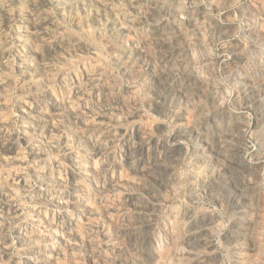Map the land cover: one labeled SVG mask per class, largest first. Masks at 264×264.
<instances>
[{"label":"rangeland","instance_id":"1","mask_svg":"<svg viewBox=\"0 0 264 264\" xmlns=\"http://www.w3.org/2000/svg\"><path fill=\"white\" fill-rule=\"evenodd\" d=\"M165 9H170V12L168 10V12H166ZM175 10L178 14L175 12ZM130 32L134 33L131 34ZM173 35L174 37H172ZM152 38H154L155 40ZM160 39L162 41H159ZM129 43H131V45ZM159 45L161 46L159 47ZM177 45L179 48L177 47ZM165 46H167V48L169 49H167ZM158 47L160 48V50ZM152 48L154 49L153 51ZM176 54L177 56H175ZM91 57H93V59ZM182 57L185 58L183 59ZM203 59H205V61ZM180 60H182L183 62ZM186 61L188 63H186ZM203 63L206 65H204ZM100 64L103 65L101 66ZM142 64H144V66ZM207 64H210V66ZM89 65L92 67H89ZM133 65H135L136 69ZM122 67H124V69ZM190 67L193 68L189 69ZM174 70L176 71L174 72ZM131 71L132 74H130ZM169 75H171V78H169ZM110 77L112 78V80ZM150 79L153 83L150 81ZM248 80L251 81L249 82ZM241 83L244 84L242 85ZM31 84H34L35 87ZM143 84L145 85L143 86ZM146 85L148 86V89ZM50 88L52 89L50 90ZM158 90L161 91L158 92ZM183 90L187 93H184ZM32 91H35L34 94ZM154 91L158 93L156 94V96ZM263 92L264 0H0V234H3L5 232L3 234L4 236L2 234L0 235V246L6 247L12 253V256L14 258L13 264H120V261L121 264H156L157 262H159V260L160 262L157 264H168V261L171 264H176L177 262L178 264H187V262L189 261L190 264H264ZM107 93L110 94L107 95ZM147 95H149V97ZM54 96L57 97V99ZM113 99L115 100L113 101ZM122 99L125 101H123ZM172 99L173 101H175V103H173ZM255 99L258 102L254 101ZM157 101L158 103L156 105ZM210 102H212L213 105ZM248 103L250 106L248 105ZM153 104L155 105V107ZM113 105L114 107H112ZM166 106H168L169 109ZM233 106H235L236 108ZM241 106L244 108L246 107V111L244 110L241 116V133L236 134L232 127L236 123H234L233 115L236 114ZM227 108H230V111ZM154 109L155 111L153 112ZM257 109L259 111H257ZM162 110H164V113L161 112ZM136 112L139 116L136 114ZM117 114L120 117H118ZM227 116L229 117V119H227ZM139 118H141L142 120L140 119V121ZM123 122L124 124H122ZM114 123L117 126H115ZM229 126H231V128ZM111 128L113 129L111 130ZM97 129L98 131H96ZM177 130H179L180 132ZM101 135L103 136L101 137ZM136 137L138 138L136 139ZM132 139L134 140V142ZM260 140L262 142H260ZM48 141L50 142L48 143ZM145 144L148 146H146ZM115 145L116 148H114ZM117 145L120 146V149H118ZM12 146L16 147L13 148ZM160 146L163 147L161 148ZM110 148L112 149L109 150ZM158 148L159 150H157ZM122 149H124L125 151ZM160 149L161 151L163 149L164 150L161 152ZM56 152L58 153L55 154ZM104 154H106L107 156ZM14 156L15 158H13ZM162 156L165 160L162 159ZM186 156L188 158H186ZM237 156L239 159L237 158ZM58 159L59 162L57 161ZM49 160L51 161V163ZM172 165L174 166V168H172ZM151 166L153 169L151 168ZM204 166L209 169H205ZM250 167L254 169L252 170ZM49 168H51L52 170H49ZM64 168L67 172L64 171ZM233 169L234 172H232ZM214 171L215 173H213ZM9 173L10 175L8 177L7 175ZM105 173L107 175H105ZM157 175H160V177H157ZM170 175H172L173 177ZM154 177H156L157 179ZM136 178L138 182L136 181ZM245 178H247V180ZM15 179L17 180V182ZM9 180L12 181L10 182ZM173 181H175L176 183ZM251 181L253 184L251 183ZM22 182H24V184ZM109 182H112V184H110ZM142 182L144 183L142 184ZM133 183H135L134 185L136 186H134ZM236 183L238 186L236 185ZM129 184L132 186H130ZM209 184L213 188H211ZM168 185L170 186V188ZM172 185H174V189L172 188ZM225 185H228V190L223 192L222 189ZM205 186L208 190L205 188ZM150 187L152 189H150ZM180 187L183 189H181ZM53 188L54 192H56L57 194L52 192ZM118 189L119 191H117ZM125 191L128 193H126ZM173 192L175 193V195ZM220 194L222 197L220 196ZM226 194L228 196H226ZM55 195L57 197H55ZM130 195H132L133 197ZM251 195L255 197H252ZM107 197H109V199ZM187 197H189V199L191 200H189ZM216 197L220 198L219 201L218 199H216ZM146 198L148 199L146 200ZM247 198H251V202ZM113 201L114 203H112ZM173 201L174 203H172ZM136 202H138L139 204H137ZM5 204H7L6 208H3ZM109 204L112 205L110 206ZM225 204H227V206ZM39 205H41V207H38ZM146 205L148 208L146 207ZM106 206H109L110 208H107ZM176 206L178 207V209ZM120 207L122 212L119 211ZM159 207L163 208L160 209ZM236 207H238L239 209ZM44 208H46V210ZM7 209L16 212V219L14 222L8 223V221L5 220L4 216L6 215ZM126 209L128 210L129 214ZM174 209L176 210L175 212ZM39 211L43 212L39 213ZM153 211L154 213H152ZM176 212H178L179 214ZM185 212L187 215L185 214ZM239 212H241V214ZM111 213L112 215L110 216ZM124 213H127V215H125ZM172 213L174 216L172 215ZM78 214L80 217L78 216ZM119 214L121 217L119 216ZM165 214L168 216H166ZM51 215H53V217H51ZM172 216L173 219L171 218ZM207 216H210V219ZM213 216L218 219L214 218ZM162 217L166 219L164 220ZM76 218H79V221ZM128 218L130 219V221ZM188 218L190 219L187 220ZM192 219H195L193 220L194 223L193 221H191ZM68 220H70V223L68 222ZM173 220L175 222H173ZM180 220L184 222L182 223ZM162 221H166L167 224L166 222L165 224H163L164 222ZM136 222L138 224H136ZM237 222H239L240 224ZM250 222H252V224ZM29 223L31 225H29ZM130 223H133L132 225L136 226L133 227L132 225H130ZM147 223H149L150 225ZM173 223L175 224L173 225ZM216 223H218L217 230ZM23 224L26 228L23 227ZM151 224L153 225L152 228ZM45 225L47 226V228ZM92 227H94V229ZM193 227L195 229H193ZM211 227L213 230L211 229ZM235 227L237 232L234 229ZM178 228L179 230H177ZM169 229L171 230L169 231ZM174 229L177 231V233H175L176 231ZM184 229L186 230V232ZM24 230H27V234ZM123 230H126V233L123 232ZM182 230L186 233V235L185 233L183 235V233L181 232ZM172 231L175 232L173 233ZM199 231L202 233H200ZM122 233L125 234L122 235ZM204 233L206 236L203 235ZM200 234L204 237H202ZM120 235H122L123 237ZM177 235L179 238H177ZM110 236H112L113 238ZM90 237L92 242H90ZM199 237H202L204 239L201 238L200 240ZM256 237L258 238L255 239ZM68 239H70L71 241ZM179 239H182L181 242L183 243H181ZM128 240L130 241L125 242ZM138 240L140 242H138ZM202 240H204L205 243H203ZM16 241L17 243H15ZM254 241L256 242L254 243ZM41 243H43L44 245ZM173 243H175L174 246ZM196 243L198 244V246ZM208 243H211L212 247H209ZM3 244L6 245L4 246ZM93 244L95 246H92ZM177 244L178 248L176 247ZM180 244H183L182 247H180ZM242 244L244 246H242ZM170 245L173 247H171ZM35 246L37 247L35 248ZM196 246L197 248H199V250L195 248ZM132 248L136 249L132 250ZM164 248L167 251H165ZM191 248L192 251H188L191 250ZM46 249L49 252H46ZM50 249L52 250L50 251ZM116 249H118L119 251H116ZM224 250L227 252H225ZM197 251H201V254L203 256ZM203 251H205L206 253H202ZM134 252L136 253L134 254ZM183 253L187 256V258ZM191 253H193V256L191 255ZM130 254L133 255L130 256ZM160 254L161 256L163 255V257L159 256ZM172 254V257H174L172 258L173 260L171 259ZM94 255H96V258L94 257ZM190 256H192L191 258L194 259H191ZM208 257H210L209 259L212 260L209 261ZM75 258L78 260H76ZM182 258H185V262H183L184 260H182ZM23 259L24 261L21 262V260ZM186 259H188L189 261ZM153 260L158 261H154V263ZM202 260H205V263L202 262Z\"/></svg>","mask_w":264,"mask_h":264},{"label":"bare ground","instance_id":"2","mask_svg":"<svg viewBox=\"0 0 264 264\" xmlns=\"http://www.w3.org/2000/svg\"><path fill=\"white\" fill-rule=\"evenodd\" d=\"M174 1H175V0H174ZM178 2H179V1H178ZM180 2H181V1H180ZM151 3H152V2H151ZM180 4H181V3H180ZM178 5H179V4H178ZM172 6H173V5H172ZM181 7H182V6H181ZM151 8H152V7H151ZM151 8H150V9H151ZM148 9H149V8H148ZM146 10H147V9H146ZM165 10H166V9H165ZM167 10H168V9H167ZM167 10H166V12H168L170 9H169L168 11H167ZM179 10H180V7H179ZM134 11H135V10H134ZM152 11H153V9H152ZM157 11H158V10H157ZM163 12H165V11H163ZM169 12H170V11H169ZM175 12H176V10H175ZM178 12H179V11H178ZM138 13H139V12H138ZM148 13H149V11H148ZM176 13H177V12H176ZM150 14H151V13H150ZM167 14H168V13H167ZM174 14H175V13H174ZM177 14H178V13H177ZM181 14H182V13H181ZM169 15H170V14H169ZM158 16H159V15H158ZM163 16H164V14H163ZM171 17H172V16H171ZM173 17H174V16H173ZM120 18H121V17H120ZM138 18H139V17H138ZM118 19H119V18H118ZM139 19H140V18H139ZM163 19H164V18H163ZM169 19H170V18H169ZM180 19H181V18H180ZM180 19H179V20H180ZM125 20H126V19H125ZM169 21H170V20H169ZM158 22H159V21H158ZM179 22H180V21H179ZM159 23H160V22H159ZM161 23H162V22H161ZM177 23H178V22H177ZM177 23H176V24H177ZM142 24H144V23H142ZM145 24H146V23H145ZM144 26H145V25H144ZM153 26H154V25H153ZM216 26H217V25H216ZM140 27H141V26H140ZM220 27H221V26H220ZM135 28H136V26H135ZM137 29H138V28H137ZM220 30H221V29H220ZM138 31H139V30H138ZM113 32H114V31H113ZM143 32H144V31H143ZM211 32H212V31H211ZM114 33H115V32H114ZM130 33H131V32H130ZM132 33H134V32H132ZM132 33H131V34H132ZM144 34H145V33H144ZM156 34H157V33H156ZM170 34H171V33H170ZM174 34H175V33H174ZM218 34H219V33H218ZM116 35H117V34H116ZM145 35H146V34H145ZM151 35H152V34H151ZM151 35H150V36H151ZM167 36H168V34H167ZM57 37H58V36H57ZM88 37H89V36H88ZM136 37H137V36H136ZM148 37H149V36H148ZM151 37H152V36H151ZM172 37H174V35H173ZM172 37H171V38H172ZM186 37H187V36H186ZM165 38H166V37H165ZM165 38H163V39H165ZM171 38H170V40H171ZM99 39H100V38H99ZM102 39H103V38H102ZM134 39H135V38H134ZM152 39H154V38H152ZM156 39H159V38H156ZM166 39H167V38H166ZM52 40H55V39H52ZM135 40H136V39H135ZM154 40H155V39H154ZM172 40H173V39H172ZM177 40H178V39H177ZM196 40H197V39H196ZM71 41H72V40H71ZM101 41H102V40H101ZM119 41H120V40H119ZM150 41H151V40H150ZM159 41H162V40L160 39ZM182 41H183V40H182ZM216 41H217V40H216ZM51 42H52V41H51ZM122 42H123V41H122ZM127 42H130V41H127ZM127 42H126V43H127ZM166 42H167V41H166ZM178 42H179V41H178ZM186 42H187V41H186ZM133 43H134V42H133ZM152 43H153V42H152ZM154 43H155V42H154ZM160 43H161V42H160ZM170 43H171V42H170ZM47 44H48V43H47ZM111 44H112V43H111ZM120 44H121V43H120ZM129 44L131 45V43H129ZM157 44H158V43H157ZM179 44H180V43H179ZM179 44H178V45H179ZM106 45H107V44H106ZM109 45H110V44H109ZM117 45H118V43H117ZM135 45H136V44H135ZM140 45H141V44H140ZM170 45H171V44H170ZM178 45H177V47H178ZM146 46H147V45H146ZM160 46H161V45H159V47H160ZM168 46H169V45H168ZM172 46H173V45H172ZM172 46H171V47H172ZM149 47H150V46H149ZM159 47H158V48H159ZM165 47L167 48V46H165ZM165 47H164V48H165ZM123 48H124V47H123ZM178 48H179V47H178ZM178 48H177V49H178ZM183 48H184V46H183ZM189 48H190V47H189ZM10 49H11V48H10ZM150 49H151V48H150ZM162 49H163V48H162ZM167 49H169V48H167ZM172 49H173V48H172ZM177 49H176V50H177ZM115 50H116V49H115ZM118 50H119V49H118ZM153 50H154V49L152 48V51H153ZM156 50H157V48H156ZM159 50H160V48H159ZM164 50H165V49H164ZM189 50H190V49H189ZM230 50H231V49H230ZM148 51H150V50H148ZM161 51H162V50H161ZM171 51H172V50H171ZM183 51H184V50H183ZM185 51H186V50H185ZM118 52H119V51H118ZM141 52H142V51H141ZM145 52H146V51H145ZM169 52H170V51H169ZM132 53H133V52H132ZM161 53H162V52H161ZM166 53H167V52H166ZM173 53H174V52H173ZM185 53H186V52H185ZM97 54H98V53H97ZM143 54H144V53H143ZM143 54H142V55H143ZM163 54H164V53H163ZM180 54H181V53H180ZM117 55H118V53H117ZM151 55H152V54H151ZM121 56H122V55H121ZM149 56H150V55H149ZM153 56H154V55H153ZM166 56H167V54H166ZM175 56H177V54H176ZM185 56H187V55H185ZM127 57H128V55H127ZM145 57H146V56H145ZM171 57H172V56H171ZM259 57H260V56H259ZM91 58L93 59V57H91ZM123 58H125V57H123ZM146 58H147V57H146ZM146 58H145V59H146ZM159 58H161V57H159ZM182 58H183V57H182ZM184 58H185V57H184ZM184 58H183V59H184ZM189 58H190V57H189ZM189 58H188V59H189ZM200 58H201V57H200ZM121 59H122V57H121ZM130 59H131V58H130ZM164 59H166V58H164ZM168 59H169V58H168ZM179 59H181V58H179ZM190 59H191V58H190ZM194 59H195V58H194ZM201 59H202V58H201ZM209 59H210V58H209ZM128 60H129V59H128ZM175 60H176V59H175ZM203 60L205 61V59H203ZM203 60H202V61H203ZM99 61H100V60H99ZM131 61H132V60H131ZM131 61H130V62H131ZM154 61H155V60H154ZM158 61H159V60H158ZM163 61H164V60H163ZM166 61H167V60H166ZM169 61H170V60H169ZM171 61H172V60H171ZM180 61H182V60H180ZM96 62H97V61H96ZM127 62H128V61H127ZM178 62H179V61H178ZM182 62H183V61H182ZM29 63H30V62H29ZM135 63H136V62H135ZM186 63H188V62L186 61ZM206 63H207V62H206ZM209 63H210V62H209ZM153 64H156V63H153ZM161 64H162V63H161ZM169 64H170V63H169ZM175 64H176V63H175ZM190 64H191V63H190ZM200 64H201V63H200ZM203 64H204V63H203ZM211 64H213V63H211ZM90 65H91V64H90ZM90 65H89V67H92V66H90ZM100 65H101V64H100ZM102 65H103V64H102ZM102 65H101V66H102ZM126 65H128V64H126ZM142 65L144 66V64H142ZM157 65H158V64H157ZM159 65H160V64H159ZM162 65H163V64H162ZM197 65H198V64H197ZM204 65H206V64H204ZM207 65L210 66V64H207ZM133 66H134V68H135V65H133ZM167 66H169V65H167ZM171 66H172V65H171ZM174 66H175V65H174ZM200 66H201V65H200ZM99 67H100V66H99ZM162 67H163V66H162ZM162 67H161V68H162ZM175 67H176V66H175ZM175 67H174V68H175ZM183 67H184V66H183ZM203 67H204V66H203ZM203 67H202V68H203ZM67 68H68V67H67ZM101 68H102V67H101ZM122 68L124 69V67H122ZM130 68H131V67H130ZM137 68H139V67H137ZM169 68H170V67H169ZM192 68H193V67H192ZM192 68L190 67L189 69H192ZM199 68H200V67H199ZM204 68H205V67H204ZM204 68H203V69H204ZM208 68H209V67H208ZM70 69H71V68H70ZM103 69H104V68H103ZM135 69H136V68H135ZM140 69H141V68H140ZM166 69H167V68H166ZM166 69H165V70H166ZM177 69H178V68H177ZM203 69H202V70H203ZM128 70H131V69H128ZM133 70H134V69H133ZM147 70H148V69H147ZM172 70H173V69H172ZM183 70H184V69H183ZM104 71H105V70H104ZM142 71H143V70H142ZM142 71H141V72H142ZM163 71H164V70H163ZM175 71H176V70H174V72H175ZM193 71H194V69H193ZM197 71H198V70H197ZM84 72H85V71H84ZM100 72H101V71H100ZM100 72H98V73H100ZM102 72H103V71H102ZM144 72H145V71H144ZM156 72H157V71H156ZM168 72H169V71H168ZM170 72H171V71H170ZM103 73H104V72H103ZM128 73H129V72H128ZM138 73H139V72H138ZM146 73H147V72H146ZM183 73H184V72H183ZM188 73H189V72H188ZM198 73H199V72H198ZM35 74H36V73H35ZM94 74H95V73H94ZM101 74H102V73H101ZM130 74H132V71H131ZM154 74H155V73H154ZM157 74H158V73H157ZM163 74H164V73H163ZM166 74H167V72H166ZM166 74H165V76H166ZM199 74H200V73H199ZM49 75H50V74H49ZM58 75H59V74H58ZM105 75H106V74H105ZM137 75H138V74H137ZM149 75H150V74H149ZM176 75H177V74H176ZM34 76H35V75H34ZM64 76H66V75H64ZM86 76H87V75H86ZM98 76H99V75H98ZM155 76H156V75H155ZM158 76H159V75H158ZM169 76H170L169 78H171V75H169ZM182 76H183V75H182ZM182 76H181V77H182ZM193 76H194V75H193ZM96 77H97V76H96ZM99 77H100V76H99ZM99 77H98V78H99ZM102 77H103V76H102ZM102 77H101V78H102ZM105 77H107V76H105ZM138 77H139V76H138ZM31 78H32V77H31ZM110 78H111V77H110ZM160 78H161V77H160ZM182 78H183V77H182ZM240 78H241V77H240ZM42 79H43V78H42ZM140 79H141V78H140ZM151 79H153V78H151ZM151 79H150V81H151ZM154 79H155V78H154ZM172 79H174V78H172ZM179 79H180V78H179ZM241 79H242V78H241ZM27 80H28V79H27ZM38 80H39V79H38ZM89 80H90V79H89ZM93 80H94V79H93ZM96 80H98V79H96ZM103 80H104V79H103ZM105 80H106V79H105ZM111 80H112V78H111ZM158 80H159V79H158ZM161 80H162V79H161ZM187 80H188V78H187ZM189 80H190V79H189ZM3 81H4V80H3ZM144 81H145V80H144ZM146 81H147V80H146ZM150 81H149V82H150ZM166 81H167V80H166ZM205 81H206V80H205ZM248 81L250 82L251 80H248ZM37 82H38V81H37ZM37 82H36V83H37ZM104 82H106V81H104ZM140 82H141V80H140ZM151 82H152V81H151ZM164 82H165V81H164ZM192 82H193V81H192ZM240 82H241V81H240ZM3 83H4V82H3ZM26 83H27V82H26ZM89 83H90V82H89ZM99 83H100V82H99ZM113 83H114V82H113ZM142 83H143V82H142ZM146 83H147V82H146ZM152 83H153V82H152ZM194 83H195V82H194ZM116 84H117V83H116ZM154 84H155V83H154ZM167 84H168V83H167ZM175 84H176V83H175ZM241 84H242V83H241ZM243 84H244V83H243ZM243 84H242V85H243ZM246 84H247V83H246ZM255 84H256V83H255ZM31 85H32V84H31ZM94 85H95V83H94ZM106 85H107V83H106ZM132 85H133V84H132ZM144 85H145V84H143V86H144ZM148 85H149V84H148ZM26 86H27V85H26ZM32 86L35 87L34 84H33ZM86 86H87V85H86ZM88 86H89V85H88ZM146 86H147V85H146ZM171 86H173V85H171ZM203 86H204V85H203ZM245 86H246V85H245ZM92 87H93V86H92ZM106 87H107V86H106ZM109 87H110V86H109ZM150 87H153V86H150ZM155 87H156V86H155ZM199 87H201V86H199ZM242 87H243V86H242ZM242 87H241V88H242ZM26 88H28V87H26ZM31 88H32V87H31ZM81 88H82V87H81ZM144 88H145V87H144ZM144 88H143V89H144ZM248 88H250V87H248ZM252 88H253V87H252ZM51 89H52V88H50V90H51ZM76 89H77V88H76ZM109 89H110V88H109ZM145 89H146V88H145ZM147 89H148V86H147ZM161 89H162V88H161ZM199 89H201V88H199ZM256 89H257V88H256ZM110 90H111V89H110ZM110 90H109V91H110ZM113 90H114V89H113ZM119 90H120V89H119ZM119 90H118V91H119ZM150 90H151V89H150ZM184 90H185V89H184ZM184 90H183V91H184ZM38 91H39V90H38ZM72 91H73V90H72ZM90 91H91V90H90ZM90 91H89V92H90ZM92 91H93V90H92ZM124 91H125V90H124ZM160 91H161V90H160ZM160 91L158 90V92H160ZM165 91H166V90H165ZM172 91H173V90H172ZM176 91H177V90H176ZM193 91H194V90H193ZM195 91H196V90H195ZM252 91H254V90H252ZM32 92H33V91H32ZM34 92H35V91H34ZM34 92H33V94H34ZM36 92H37V91H36ZM112 92H113V91H112ZM125 92H126V91H125ZM154 92H155V91H154ZM205 92H206V91H205ZM244 92H245V91H244ZM259 92H260V91H259ZM122 93H123V92H122ZM184 93H187V92L184 91ZM260 93H261V92H260ZM263 93H264V92H263ZM4 94H5V93H4ZM98 94H99V93H98ZM109 94H110V93H109ZM109 94L107 93V95H109ZM111 94H112V93H111ZM156 94H158V93L155 92V96H156ZM162 94H163V93H162ZM180 94H181V93H180ZM202 94H203V93H202ZM248 94H249V93H248ZM26 95H27V94H26ZM28 95H29V94H28ZM71 95H72V94H71ZM79 95H80V94H79ZM92 95H93V94H92ZM96 95H97V94H96ZM113 95H114V94H113ZM120 95H121V94H120ZM152 95H153V94H152ZM163 95H164V94H163ZM171 95H172V94H171ZM171 95H170V96H171ZM175 95H176V94H175ZM253 95H254V94H253ZM23 96H24V95H23ZM116 96H117V95H116ZM147 96L149 97V95H147ZM182 96H183V94H182ZM241 96H242V95H241ZM31 97H32V96H31ZM54 97H55V96H54ZM164 97H166V96H164ZM167 97H168V96H167ZM239 97H240V96H239ZM239 97H238V98H239ZM243 97H244V96H243ZM249 97H250V96H249ZM252 97H253V96H252ZM260 97H262V96H260ZM46 98H47V97H46ZM55 98L57 99V97H55ZM62 98H63V97H62ZM169 98H170V97H169ZM178 98H179V97H178ZM184 98H185V97H184ZM244 98H245V97H244ZM258 98H259V97H258ZM56 99H55V100H56ZM99 99H100V98H99ZM117 99H118V98H117ZM162 99H163V97H162ZM167 99H168V98H167ZM186 99H188V98H186ZM186 99H185V100H186ZM241 99H242V97H241ZM252 99H253V98H252ZM20 100H21V99H20ZM36 100H37V99H36ZM63 100H64V99H63ZM67 100H68V99H67ZM102 100H103V99H102ZM114 100H115V99H113V101H114ZM122 100H123V99H122ZM122 100H121V103H122ZM125 100H126V98H125ZM125 100H123V101H125ZM127 100H128V99H127ZM131 100H132V99H131ZM156 100H157V99H156ZM212 100H213V99H212ZM83 101H84V100H83ZM105 101H106V100H105ZM108 101H109V100H108ZM153 101H154V100H153ZM161 101H162V100H161ZM165 101H166V100H165ZM172 101H173V99H172ZM172 101H171V102H172ZM176 101H178V100H176ZM239 101H240V100H239ZM254 101H256V99H255ZM59 102H60V101H59ZM78 102H79V101H78ZM109 102H110V101H109ZM117 102H118V101H117ZM188 102H189V101H188ZM215 102H216V101H215ZM251 102H252V101H251ZM256 102H258V101H256ZM79 103H80V102H79ZM105 103H106V102H105ZM110 103H111V102H110ZM112 103H113V102H112ZM121 103H120V104H121ZM146 103H148V102H146ZM157 103H158V101L156 102V105H157ZM173 103H175V101H173ZM193 103H194V102H193ZM210 103L212 104V102H210ZM221 103H222V102H221ZM237 103H238V102H237ZM75 104H76V103H75ZM107 104H109V103H107ZM127 104H128V103H127ZM154 104H155V103H154ZM154 104H153V105H154ZM170 104H171V103H170ZM177 104H178V103H177ZM194 104H195V103H194ZM52 105H53V104H52ZM79 105H80V104H79ZM122 105H123V104H122ZM124 105H125V104H124ZM134 105H135V104H134ZM191 105H192V104H191ZM212 105H213V104H212ZM214 105H215V104H214ZM218 105H219V104H218ZM243 105H244V104H243ZM248 105H249V103H248ZM53 106H54V105H53ZM107 106H108V105H107ZM170 106H171V105H170ZM174 106H175V105H174ZM249 106H250V105H249ZM249 106H248V107H249ZM255 106H256V105H255ZM259 106H260V105H259ZM263 106H264V105H263ZM112 107H114V105H113ZM125 107H127V106H125ZM149 107H150V106H149ZM151 107H152V106H151ZM154 107H155V105H154ZM159 107H161V106H159ZM159 107H156V108H159ZM166 107H168V106H166ZM222 107H224V106H222ZM233 107H235V106H233ZM238 107H239V106H238ZM238 107H237V109H238ZM128 108H129V107H128ZM131 108H132V107H131ZM235 108H236V107H235ZM245 108H246V107H245ZM245 108L241 106V107L238 109V111L236 112V114L233 115V117H234V123H235V122H236V123H235V125L233 124L234 126H232V127H233V130H234V132H235L236 134H238V133L240 134V133H241V131H240V130L242 129L241 116H242V113H243V111L245 110ZM251 108H252V106H251ZM168 109H169V107H168ZM176 109H177V108H176ZM192 109H193V108H192ZM195 109H198V108H195ZM225 109H226V107H225ZM227 109H228V108H227ZM229 109H230V108H229ZM229 109H228V110H229ZM112 110H113V109H112ZM131 110H132V109H131ZM151 110H152V109H151ZM156 110H157V109H156ZM248 110H250V109H248ZM8 111H9V110H8ZM137 111H138V110H137ZM154 111H155V109L153 110V112H154ZM157 111H158V110H157ZM159 111H160V110H159ZM163 111H164V110H162L161 112H163ZM201 111H202V110H201ZM225 111H226V110H225ZM229 111H230V110H229ZM232 111H233V110H232ZM245 111H246V110H245ZM257 111H259V110L257 109ZM257 111H256V112H257ZM262 111H263V110H262ZM113 112H114V111H113ZM133 112H134V110H133ZM213 112H214V111H213ZM254 112H255V111H254ZM260 112H261V108H260ZM1 113H2V112H1ZM131 113H132V111H131ZM163 113H164V112H163ZM166 113H167V112H166ZM193 113H194V112H193ZM219 113H220V112H219ZM219 113H218V114H219ZM247 113H248V111H247ZM9 114H10V113H9ZM9 114H8V115H9ZM127 114H128V113H127ZM136 114H137V112H136ZM170 114H171V112H170ZM180 114H181V113H180ZM180 114H179V115H180ZM200 114H201V113H200ZM221 114H222V113H221ZM223 114H224V113H223ZM35 115H36V114H35ZM101 115H102V114H101ZM134 115H135V114H134ZM137 115H138V114H137ZM137 115H136V116H137ZM212 115H214V114H212ZM226 115H227V113H226ZM244 115H245V114H244ZM244 115H243V116H244ZM260 115H262V114H260ZM74 116H75V115H74ZM112 116H113V115H112ZM115 116H116V114H115ZM117 116H118V114H117ZM138 116H139V115H138ZM140 116H141V115H140ZM219 116H220V115H219ZM257 116H258V115H257ZM33 117H34V116H33ZM51 117H52V116H51ZM118 117H120V116H118ZM124 117H125V116H124ZM147 117H148V116H147ZM224 117H225V116H224ZM227 117H228V116H227ZM42 118H43V117H42ZM45 118H46V117H45ZM80 118H81V117H80ZM109 118H110V117H109ZM114 118H115V117H114ZM116 118H117V117H116ZM130 118H131V117H130ZM216 118H217V117H216ZM220 118H221V117H220ZM255 118H256V117H255ZM39 119H40V118H39ZM127 119H128V118H127ZM135 119H137V118H135ZM140 119H141V118H139V120H140ZM145 119H146V117H145ZM212 119H213V118H212ZM227 119H229V117H228ZM42 120H43V119H42ZM80 120H81V119H80ZM96 120H97V118H96ZM107 120H108V119H107ZM124 120H125V119H124ZM132 120H133V119H132ZM141 120H142V119H141ZM141 120H140V121H141ZM218 120H219V119H218ZM223 120H224V119H223ZM259 120H260V119H259ZM4 121H5V120H4ZM6 121H7V120H6ZM110 121H111V120H110ZM118 121H119V120H118ZM152 121H153V120H152ZM186 121H187V120H186ZM215 121H216V120H215ZM220 121H222V120H220ZM243 121H245V120H243ZM1 122H2V121H1ZM52 122H53V121H52ZM116 122H117V121H116ZM124 122H125V121H124ZM124 122H123L122 124H124ZM128 122H129V121H128ZM134 122H135V121H134ZM136 122H137V121H136ZM154 122H155V121H154ZM161 122H162V121H161ZM231 122H232V121H231ZM254 122H255V121H254ZM4 123H5V122H4ZM137 123H138V122H137ZM200 123H201V122H200ZM228 123H229V122H228ZM228 123H227V124H228ZM256 123H257V121H256ZM94 124H95V123H94ZM97 124H98V123H97ZM160 124H162V123H160ZM165 124H166V123H165ZM204 124H205V123H204ZM211 124H212V123H211ZM217 124H218V123H217ZM229 124H230V123H229ZM31 125H32V124H31ZM46 125H47V124H46ZM102 125H103V124H102ZM108 125H109V124H108ZM114 125L117 126L115 123H114ZM148 125H149V124H148ZM199 125H201V124H199ZM214 125H216V124H214ZM221 125H222V124H221ZM248 125H249V124H248ZM129 126H131V125H129ZM140 126H141V125H140ZM142 126H143V125H142ZM158 126H159V125H158ZM197 126H198V125H197ZM217 126H218V125H217ZM219 126H220V125H219ZM254 126H255V125H254ZM126 127H127V126H126ZM144 127H145V126H144ZM151 127H152V125H151ZM154 127H155V126H154ZM162 127H163V126H162ZM176 127H177V126H176ZM203 127H204V126H203ZM229 127L231 128V126H229ZM244 127H245V126H244ZM259 127H260V126H259ZM37 128H38V127H37ZM135 128H137V127H135ZM135 128H134V129H135ZM138 128H140V127H138ZM141 128H143V127H141ZM147 128H148V127H147ZM149 128H150V127H149ZM169 128H170V127H169ZM196 128H197V127H196ZM199 128H200V127H199ZM199 128H198V130H199ZM89 129H90V128H89ZM94 129H95V128H94ZM98 129H100V128H98ZM98 129H97L96 131H98ZM108 129H109V128H108ZM112 129H113V128H111V130H112ZM117 129H118V128H117ZM122 129H123V128H122ZM129 129H130V127H129ZM144 129H145V128H144ZM152 129H154V128H152ZM205 129H206V128H205ZM207 129H208V127H207ZM214 129H215V128H214ZM223 129H224V128H223ZM243 129H244V128H243ZM260 129H261V128H260ZM91 130H92V128H91ZM135 130H136V129H135ZM198 130H197V131H198ZM216 130H217V129H216ZM218 130H219V129H218ZM227 130H228V129H227ZM231 130H232V129H231ZM253 130H254V129H253ZM17 131H18V130H17ZM47 131H48V130H47ZM128 131H131V130H128ZM149 131H150V130H149ZM177 131H179V130H177ZM184 131H185V130H184ZM201 131H202V130H201ZM22 132H23V131H22ZM114 132H115V131H114ZM117 132H118V131H117ZM133 132H134V131H133ZM146 132H147V131H146ZM179 132H180V131H179ZM181 132H182V131H181ZM199 132H200V130H199ZM203 132H204V131H203ZM210 132H211V131H210ZM232 132H233V131H232ZM36 133H37V132H36ZM92 133H93V132H92ZM97 133H98V132H97ZM97 133H96V134H97ZM128 133H129V132H128ZM131 133H132V132H131ZM136 133H137V132H136ZM141 133H142V132H141ZM143 133H144V132H143ZM148 133H149V132H148ZM184 133H185V132H184ZM195 133H196V132H195ZM214 133H217V132H214ZM263 133H264V131H263ZM21 134H24V133H21ZM34 134H35V133H34ZM46 134H47V133H46ZM102 134H103V133H102ZM106 134H107V133H106ZM124 134H125V133H124ZM124 134H123V135H124ZM132 134H133V133H132ZM144 134H145V133H144ZM197 134H198V133H197ZM227 134H228V131H227ZM229 134H230V133H229ZM244 134H245V133H244ZM259 134H260V133H259ZM91 135H92V134H91ZM127 135H128V134H127ZM159 135H160V133H159ZM166 135H167V134H166ZM174 135H175V134H174ZM177 135H178V134H177ZM187 135H188V134H187ZM192 135H194V134H192ZM192 135H191V136H192ZM203 135H204V133H203ZM216 135H217V134H216ZM230 135H231V134H230ZM8 136H9V134H8ZM41 136H42V135H41ZM88 136H89V135H88ZM94 136H95V135H94ZM102 136H103V135H101V137H102ZM104 136H105V135H104ZM135 136H136V135H135ZM150 136H152V135H150ZM223 136H224V135H223ZM227 136H228V135H227ZM231 136H232V135H231ZM243 136H244V135H243ZM260 136H261V135H260ZM127 137H128V136H127ZM131 137H132V136H131ZM144 137H145V136H144ZM182 137H185V136H182ZM186 137H187V136H186ZM209 137H210V136H209ZM209 137H208V138H209ZM219 137H220V136H219ZM224 137H225V136H224ZM19 138H20V137H19ZM93 138H94V137H93ZM122 138H123V137H122ZM137 138H138V137H136V139H137ZM139 138H140V137H139ZM227 138H228V137H227ZM229 138H230V137H229ZM8 139H9V138H8ZM89 139H90V138H89ZM111 139H112V138H111ZM118 139H119V137H118ZM118 139H117V140H118ZM124 139H125V138H124ZM149 139H150V138H149ZM149 139H148V140H149ZM159 139H160V138H159ZM179 139H180V138H179ZM220 139H221V138H220ZM234 139H235V138H234ZM10 140H11V139H10ZM41 140H42V139H41ZM106 140H107V139H106ZM132 140H133V139H132ZM145 140H146V139H145ZM208 140H209V139H208ZM14 141H15V140H14ZM100 141H101V140H100ZM178 141H179V140H178ZM222 141H223V140H222ZM236 141H237V140H236ZM9 142H10V141H9ZM43 142H44V141H43ZM49 142H50V141H48V143H49ZM92 142H93V141H92ZM108 142H109V141H108ZM130 142H131V141H130ZM130 142H129V143H130ZM133 142H134V140H133ZM150 142H151V141H150ZM190 142H191V141H190ZM197 142H198V141H197ZM206 142H207V141H206ZM210 142H211V141H210ZM218 142H219V141H218ZM239 142H240V141H239ZM260 142H262V141L260 140ZM263 142H264V141H263ZM7 143H8V142H7ZM7 143H5V144H7ZM73 143H74V142H73ZM124 143H125V142H124ZM127 143H128V141H127ZM142 143H143V142H142ZM156 143H157V142H156ZM187 143H188V142H187ZM195 143H196V141H195ZM219 143H220V142H219ZM236 143H237V142H236ZM8 144H9V143H8ZM17 144H18V143H17ZM17 144H16V145H17ZM50 144H51V143H50ZM56 144H57V143H56ZM97 144H98V143H97ZM97 144H96V145H97ZM101 144H103V143H101ZM105 144H106V143H105ZM135 144H136V143H135ZM135 144H133V145H135ZM150 144H151V143H150ZM209 144H210V143H209ZM0 145H1V144H0ZM13 145H14V144H13ZM98 145H99V144H98ZM125 145H126V144H125ZM145 145H146V144H145ZM155 145H156V144H155ZM181 145H182V144H181ZM184 145H185V144H184ZM186 145H187V144H186ZM205 145H206V144H205ZM213 145H214V144H213ZM219 145H220V144H219ZM223 145H224V143H223ZM227 145H228V144H227ZM234 145H236V144H234ZM4 146H5V145H4ZM117 146H118V145H117ZM123 146H124V145H123ZM128 146H129V144H128ZM128 146H127V147H128ZM146 146H148V145H146ZM146 146H144V147H146ZM149 146H150V145H149ZM167 146H169V145H167ZM176 146H177V145H176ZM217 146H218V145H217ZM8 147H9V145H8ZM12 147H13V146H12ZM14 147H16V146H14ZM14 147H13V148H14ZM71 147H72V146H71ZM96 147H97V146H96ZM110 147H111V146H110ZM119 147H120V146H118V149H120ZM138 147H139V146H138ZM160 147H161V146H160ZM162 147H163V146H162ZM162 147H161V148H162ZM201 147H202V146H201ZM204 147H205V146H204ZM263 147H264V145H263ZM4 148H5V147H4ZM79 148H80V147H79ZM101 148H102V147H101ZM114 148H116V145H115ZM134 148H135V147H134ZM136 148H137V146H136ZM165 148H166V145H165ZM165 148H164V149H165ZM169 148H170V147H169ZM177 148H178V147H177ZM211 148H212V146H211ZM219 148H220V147H219ZM223 148H224V147H223ZM232 148H233V147H232ZM237 148H238V147H237ZM260 148H261V147H260ZM96 149H97V148H96ZM111 149H112V148H110L109 150H111ZM125 149H126V148H125ZM164 149H163V150H164ZM194 149H195V148H194ZM200 149H201V148H200ZM206 149H207V147H206ZM1 150H2V148H1ZM4 150H7V149H4ZM73 150H74V149H73ZM79 150H80V149H79ZM122 150H124V149H122ZM137 150H138V149H137ZM154 150H156V149H154ZM157 150H159V148H158ZM163 150H162V151H163ZM168 150H169V149H168ZM171 150H172V149H171ZM177 150H178V149H177ZM195 150H196V149H195ZM201 150H202V149H201ZM216 150H217V149H216ZM226 150H228V149H226ZM233 150H234V149H233ZM261 150H262V149H261ZM39 151H40V150H39ZM77 151H78V150H77ZM120 151H121V150H120ZM124 151H125V150H124ZM142 151H143V150H142ZM147 151H148V150H147ZM150 151H151V149H150ZM152 151H153V150H152ZM160 151H161V149H160ZM160 151H159V153H160ZM162 151H161V152H162ZM173 151H174V150H173ZM193 151H194V150H193ZM219 151H220V150H219ZM4 152H5V151H4ZM9 152H10V151H9ZM15 152H16V150H15ZM131 152H132V151H131ZM143 152H144V151H143ZM177 152H178V151H177ZM177 152H176V153H177ZM186 152H187V151H186ZM189 152H190V151H189ZM203 152H204V151H203ZM12 153H13V152H12ZM32 153H33V152H32ZM57 153H58V152H56L55 154H57ZM77 153H78V152H77ZM104 153H105V152H104ZM111 153H112V152H111ZM111 153H110V154H111ZM120 153H121V152H120ZM145 153H146V152H145ZM157 153H158V151H157ZM167 153H168V152H167ZM167 153H166V154H167ZM174 153H175V152H174ZM192 153H193V152H192ZM198 153H199V152H198ZM204 153H205V152H204ZM217 153H219V152H217ZM230 153H231V152H230ZM80 154H82V153H80ZM110 154H108V155H110ZM113 154H114V153H113ZM115 154H116V153H115ZM123 154H124V153H123ZM155 154H156V153H155ZM206 154H207V153H206ZM211 154H212V153H211ZM5 155H6V154H5ZM64 155H65V153H64ZM104 155H106V154H104ZM130 155H132V154H130ZM145 155H146V154H145ZM148 155H149V154H148ZM199 155H200V154H199ZM241 155H242V154H241ZM56 156H57V155H56ZM66 156H67V155H66ZM84 156H85V155H84ZM89 156H90V155H89ZM106 156H107V155H106ZM167 156H168V155H167ZM173 156H174V155H173ZM179 156H180V155H179ZM183 156H184V155H183ZM183 156H182V157H183ZM204 156H206V155H204ZM217 156H218V155H217ZM224 156H225V155H224ZM224 156H223V157H224ZM229 156H230V155H229ZM46 157H47V156H46ZM70 157H71V156H70ZM110 157H111V156H110ZM129 157H130V156H129ZM151 157H152V156H151ZM159 157H160V156H159ZM164 157H165V156H164ZM199 157H200V156H199ZM201 157H202V156H201ZM208 157H209V156H208ZM221 157H222V156H221ZM232 157H233V155H232ZM235 157H236V156H235ZM239 157H240V156H239ZM11 158H12V157H11ZM11 158H10V159H11ZM13 158H15V156H14ZM13 158H12V159H13ZM40 158H41V157H40ZM40 158H39V159H40ZM42 158H43V157H42ZM44 158H45V157H44ZM71 158H72V157H71ZM112 158H113V156H112ZM148 158H149V157H148ZM157 158H158V157H157ZM157 158H156V159H157ZM170 158H171V157H170ZM177 158H178V156H177ZM186 158H188V157L186 156ZM194 158H195V157H194ZM237 158H238V156H237ZM37 159H38V158H37ZM46 159H47V158H46ZM80 159H81V157H80ZM85 159H86V158H85ZM106 159H107V158H106ZM153 159H154V158H153ZM156 159H155V161H156ZM162 159H164L163 156H162ZM162 159H161V160H162ZM172 159H173V157H172ZM172 159H171V160H172ZM174 159H176V158H174ZM209 159H210V158H209ZM219 159H220V158H219ZM235 159H236V158H235ZM238 159H239V158H238ZM43 160H44V159H43ZM68 160H70V159H68ZM97 160H98V159H97ZM102 160H103V157H102ZM108 160H109V159H108ZM114 160H115V159H114ZM136 160H137V159H136ZM143 160H144V159H143ZM164 160H165V159H164ZM168 160H169V159H168ZM183 160H184V159H183ZM183 160H182V161H183ZM204 160H205V159H204ZM204 160H203V161H204ZM206 160H207V159H206ZM233 160H234V158H233ZM242 160H243V159H242ZM247 160H249V159H247ZM2 161H3V160H2ZM21 161H22V160H21ZM31 161H32V160H31ZM40 161H41V160H40ZM49 161H50V160H49ZM57 161L59 162V159H58ZM81 161H82V160H81ZM128 161H129V160H128ZM132 161H133V160H132ZM137 161H138V160H137ZM147 161H148V160H147ZM159 161H160V160H159ZM195 161H196V160H195ZM199 161H200V160H199ZM201 161H202V160H201ZM215 161H216V160H215ZM218 161H219V160H218ZM235 161H236V160H235ZM243 161H244V160H243ZM99 162H101V161H99ZM99 162H97V163H99ZM115 162H116V161H115ZM139 162H140V161H139ZM148 162H149V161H148ZM167 162H168V161H167ZM184 162H185V161H184ZM216 162H217V161H216ZM220 162H221V161H220ZM229 162H230V161H229ZM241 162H242V161H241ZM15 163H16V162H15ZM35 163H36V162H35ZM38 163H39V162H38ZM45 163H46V162H45ZM50 163H51V161H50ZM97 163H96V164H97ZM106 163H107V162H106ZM111 163H112V162H111ZM129 163H131V162H129ZM151 163H152V162H151ZM155 163H156V162H155ZM162 163H163V162H162ZM172 163H173V161H172ZM178 163H179V162H178ZM180 163H181V160H180ZM185 163H186V162H185ZM185 163H184V165H185ZM200 163H201V162H200ZM239 163H240V162H239ZM243 163H244V162H243ZM41 164H43V163H41ZM62 164H63V163H62ZM71 164H72V163H71ZM107 164H108V163H107ZM112 164H113V163H112ZM137 164H138V162H137ZM163 164H164V163H163ZM165 164H166V163H165ZM167 164H168V163H167ZM186 164H187V163H186ZM236 164H237V163H236ZM244 164H246V163H244ZM244 164H242V165H244ZM33 165H34V164H33ZM33 165H32V166H33ZM45 165H46V164H45ZM57 165H58V164H57ZM73 165H74V164H73ZM102 165H103V163H102ZM104 165H105V164H104ZM141 165H142V164H141ZM149 165H150V164H149ZM151 165H152V164H151ZM157 165H159V164H157ZM175 165H176V164H175ZM177 165H179V164H177ZM184 165H183V166H184ZM197 165H198V164H197ZM205 165H207V164H205ZM224 165H225V163H224ZM237 165H238V164H237ZM242 165H241V166H242ZM246 165H247V164H246ZM75 166H76V165H75ZM87 166H88V165H87ZM96 166H97V165H96ZM100 166H101V165H100ZM105 166H106V165H105ZM108 166H109V165H108ZM114 166H115V165H114ZM142 166H143V165H142ZM162 166H163V165H162ZM172 166H173V165H172ZM181 166H182V165H181ZM189 166H190V165H189ZM219 166H220V165H219ZM221 166H222V165H221ZM229 166H230V165H229ZM247 166H248V165H247ZM7 167H8V166H7ZM13 167H14V165H13ZM22 167H23V166H22ZM48 167H49V166H48ZM76 167H77V166H76ZM116 167H117V166H116ZM118 167H119V166H118ZM135 167H136V166H135ZM135 167H134V169H135ZM144 167H145V166H144ZM156 167H158V166H156ZM159 167H161V166H159ZM165 167H166V166H165ZM187 167H188V166H187ZM204 167H205V166H204ZM0 168H1V167H0ZM4 168H6V167H4ZM23 168H24V167H23ZM69 168H71V167H69ZM102 168H103V166H102ZM102 168H101V169H102ZM125 168H126V167H125ZM132 168H133V167H132ZM139 168H140V167H139ZM149 168H150V167H149ZM151 168H152V166H151ZM172 168H174V166H173ZM181 168H182V167H181ZM195 168H196V167H195ZM206 168H207V167H205V169H206ZM227 168H228V167H227ZM230 168H231V167H230ZM240 168H241V167H240ZM250 168H251V167H250ZM12 169H13V168H12ZM14 169H16V168H14ZM42 169H43V168H42ZM50 169H51V168H49V170H50ZM61 169H62V168H61ZM91 169H92V167H91ZM112 169H113V168H112ZM118 169H119V168H118ZM123 169H124V168H123ZM123 169H122V170H123ZM130 169H131V168H130ZM143 169H144V168H143ZM146 169H147V168H146ZM152 169H153V168H152ZM188 169H189V168H188ZM207 169H209V168H207ZM251 169H252V168H251ZM253 169H254V168H253ZM253 169H252V170H253ZM23 170H24V169H23ZM44 170H45V169H44ZM51 170H52V169H51ZM70 170H71V169H70ZM95 170H96V169H95ZM99 170H100V168H99ZM104 170H105V169H104ZM124 170H125V169H124ZM124 170H123V171H124ZM148 170H149V169H148ZM150 170H151V169H150ZM190 170H191V169H190ZM195 170H197V169H195ZM214 170H215V169H214ZM230 170H231V169H230ZM246 170H248V169H246ZM5 171H6V170H5ZM24 171H25V170H24ZM31 171H32V170H31ZM64 171H66L65 168H64ZM102 171H103V170H102ZM102 171H101V172H102ZM105 171H106V170H105ZM112 171H114V170H112ZM129 171H130V170H129ZM134 171H136V170H134ZM134 171H133V172H134ZM145 171H146V170H145ZM167 171H168V170H167ZM174 171H175V170H174ZM177 171H178V170H177ZM225 171H226V170H225ZM239 171H240V170H239ZM241 171H242V170H241ZM3 172H4V171H3ZM16 172H17V171H16ZM21 172H22V171H21ZM47 172H48V171H47ZM66 172H67V171H66ZM71 172H72V171H71ZM85 172H86V170H85ZM88 172H89V171H88ZM115 172H116V170H115ZM139 172H140V171H139ZM151 172H152V171H151ZM162 172H163V171H162ZM170 172H171V171H170ZM175 172H176V171H175ZM178 172H179V171H178ZM181 172H182V170H181ZM188 172H189V171H188ZM188 172H187V173H188ZM205 172H206V171H205ZM211 172H212V171H211ZM227 172H228V171H227ZM232 172H234V169H233ZM243 172H244V169H243ZM245 172H246V171H245ZM250 172H251V171H250ZM13 173H14V171H13ZM23 173H24V172H23ZM35 173H36V172H35ZM52 173H53V172H52ZM99 173H100V172H99ZM149 173H150V172H149ZM167 173H168V172H167ZM173 173H174V172H173ZM179 173H180V172H179ZM199 173H200V172H199ZM202 173H203V172H202ZM213 173H215V171H214ZM216 173H217V172H216ZM240 173H241V172H240ZM1 174H2V173H1ZM11 174H12V173H11ZM16 174H17V173H16ZM43 174H44V173H43ZM53 174H54V173H53ZM63 174H64V173H63ZM71 174H73V173H71ZM84 174H85V173H84ZM86 174H87V173H86ZM122 174H123V173H122ZM130 174H131V173H130ZM141 174H142V173H141ZM163 174H164V173H163ZM174 174H175V173H174ZM182 174H183V172H182ZM188 174H189V173H188ZM246 174H247V173H246ZM250 174H251V173H250ZM252 174H253V173H252ZM257 174H258V173H257ZM9 175H10V173H9L7 176L9 177ZM12 175H13V174H12ZM25 175H26V174H25ZM79 175H80V174H79ZM89 175H90V174H89ZM105 175H107V174L105 173ZM139 175H140V174H139ZM178 175H179V174H178ZM213 175H214V174H213ZM223 175H224V174H223ZM234 175H235V174H234ZM238 175H239V174H238ZM17 176H18V175H17ZM19 176H20V175H19ZM22 176H24V175H22ZM26 176H27V175H26ZM41 176H42V175H41ZM45 176H47V175H45ZM52 176H53V175H52ZM71 176H72V175H71ZM81 176H82V175H81ZM101 176H102V175H101ZM108 176H109V175H108ZM116 176H117V175H116ZM120 176H121V175H120ZM127 176H128V175H127ZM137 176H138V175H137ZM151 176H152V175H151ZM154 176H155V175H154ZM158 176L160 177V175H157V177H158ZM170 176H172V175H170ZM183 176H184V175H183ZM186 176H187V175H186ZM186 176H185V177H186ZM247 176H248V175H247ZM256 176H257V175H256ZM0 177H1V176H0ZM14 177H15V176H14ZM55 177H56V174H55ZM79 177H80V176H79ZM92 177H93V176H92ZM105 177H106V176H105ZM130 177H131V175H130ZM132 177H133V176H132ZM172 177H173V176H172ZM178 177H179V176H178ZM188 177H189V176H188ZM191 177H192V176H191ZM200 177H201V175H200ZM228 177H229V176H228ZM236 177H237V176H236ZM42 178H43V177H42ZM66 178H67V177H66ZM73 178H74V177H73ZM73 178H72V179H73ZM87 178H88V177H87ZM125 178H126V177H125ZM143 178H144V177H143ZM149 178H150V177H149ZM154 178H156V177H154ZM163 178H164V177H163ZM168 178H169V177H168ZM174 178H175V176H174ZM182 178H183V177H182ZM233 178H234V177H233ZM241 178H242V176H241ZM8 179H9V178H8ZM13 179H14V178H13ZM17 179H18V178H17ZM19 179H20V178H19ZM39 179H40V178H39ZM63 179H64V178H63ZM98 179H99V178H98ZM102 179H103V178H102ZM128 179H129V177H128ZM130 179H131V178H130ZM138 179H139V178H138ZM151 179H152V178H151ZM156 179H157V178H156ZM165 179H166V178H165ZM172 179H173V178H172ZM176 179H177V178H176ZM184 179H185V178H184ZM200 179H201V178H200ZM213 179H214V178H213ZM225 179H226V178H225ZM239 179H240V178H239ZM245 179L247 180V178H245ZM15 180H16V179H15ZM44 180H45V179H44ZM51 180H52V179H51ZM114 180H115V179H114ZM114 180H113V181H114ZM140 180H141V178H140ZM143 180H144V179H143ZM143 180H142V181H143ZM161 180H162V179H161ZM179 180H180V179H179ZM215 180H216V179H215ZM232 180H233V179H232ZM235 180H236V179H235ZM241 180H242V179H241ZM9 181H10V180H9ZM11 181H12V180H11ZM11 181H10V182H11ZM45 181H46V180H45ZM47 181H48V180H47ZM66 181H67V180H66ZM71 181H72V180H71ZM133 181H135V180H133ZM136 181H137V178H136ZM146 181H147V180H146ZM146 181H145V182H146ZM157 181H158V180H157ZM177 181H178V180H177ZM204 181H205V180H204ZM238 181H239V180H238ZM238 181H237V182H238ZM242 181H243V180H242ZM249 181H250V180H249ZM6 182H7V181H6ZM16 182H17V180H16ZM26 182H27V181H26ZM40 182H41V181H40ZM51 182H52V181H51ZM114 182H115V181H114ZM114 182H113V183H114ZM137 182H138V181H137ZM147 182H148V181H147ZM149 182H150V181H149ZM165 182H166V181H165ZM171 182H172V181H171ZM173 182H175V181H173ZM179 182H180V181H179ZM183 182H184V181H183ZM200 182H201V181H200ZM212 182H213V181H212ZM223 182H224V181H223ZM225 182H226V181H225ZM7 183H8V182H7ZM14 183H15V182H14ZM20 183H21V182H20ZM22 183L24 184V182H22ZM70 183H71V182H70ZM72 183H73V182H72ZM82 183H83V182H82ZM109 183H110V182H109ZM143 183H144V182H142V184H143ZM175 183H176V182H175ZM215 183H216V182H215ZM219 183H220V182H219ZM239 183H240V182H239ZM245 183H246V182H245ZM245 183H244V184H245ZM251 183H252V181H251ZM88 184H89V183H88ZM88 184H87V185H88ZM93 184H94V183H93ZM103 184H104V183H103ZM107 184H108V183H107ZM110 184H112V182H111ZM118 184H120V183H118ZM134 184H135V183H133V185H134ZM140 184H141V183H140ZM146 184H148V183H146ZM179 184H180V183H179ZM201 184H202V183H201ZM212 184H213V183H212ZM252 184H253V183H252ZM254 184H255V183H254ZM42 185H43V184H42ZM44 185H45V184H44ZM55 185H56V184H55ZM98 185H100V184H98ZM129 185H130V184H129ZM144 185H145V184H144ZM151 185H152V183H151ZM160 185H161V184H160ZM183 185H184V184H183ZM207 185H208V184H207ZM236 185H237V183H236ZM236 185H235V186H236ZM262 185H263V184H262ZM105 186H106V185H105ZM130 186H132V185H130ZM134 186H136V185H134ZM168 186H169V185H168ZM173 186H174V185H172V188L174 189ZM209 186H211V185L209 184ZM216 186H217V185H216ZM219 186H220V185H219ZM237 186H238V185H237ZM241 186H242V185H241ZM249 186H250V185H249ZM251 186H252V185H251ZM47 187H48V186H47ZM89 187H91V186H89ZM118 187H120V186H118ZM182 187H183V186H182ZM239 187H240V185H239ZM40 188H41V187H40ZM54 188H55V187H54ZM54 188H53V191H52V192H54ZM97 188H98V187H97ZM97 188H96V189H97ZM112 188H113V187H112ZM136 188H137V187H136ZM146 188H148V187H146ZM159 188H160V186H159ZM164 188H167V187H164ZM169 188H170V186H169ZM172 188H171V189H172ZM176 188H177V185H176ZM180 188H181V187H180ZM184 188H185V187H184ZM186 188H188V187H186ZM205 188H206V186H205ZM208 188H209V187H208ZM211 188H213V187L211 186ZM235 188H236V187H235ZM237 188H238V187H237ZM251 188H252V187H251ZM256 188H257V186H256ZM4 189H5V188H4ZM43 189H45V188H43ZM46 189H47V188H46ZM48 189H49V188H48ZM51 189H52V188H51ZM74 189H75V188H74ZM122 189H124V188H122ZM133 189H134V188H133ZM150 189H152V188L150 187ZM157 189H158V187H157ZM161 189H162V188H161ZM178 189H179V188H178ZM181 189H183V188H181ZM206 189H207V188H206ZM206 189H205V190H206ZM230 189H231V188H230ZM62 190H63V189H62ZM62 190H61V191H62ZM108 190H109V189H108ZM153 190H154V189H153ZM168 190H169V189H168ZM207 190H208V189H207ZM207 190H206V191H207ZM222 190H223V192L227 191V190H228V185L223 186V189H222ZM244 190H245V189H244ZM244 190H243V191H244ZM252 190H253V189H252ZM254 190H255V188H254ZM1 191H2V190H1ZM57 191H58V190H57ZM66 191H67V190H66ZM73 191H74V190H73ZM76 191H77V190H76ZM117 191H119V189H118ZM120 191H121V190H120ZM135 191H136V190H135ZM146 191H147V189H146ZM146 191H145V192H146ZM165 191H166V190H165ZM171 191H172V190H171ZM174 191H175V190H174ZM183 191H184V190H183ZM188 191H189V190H188ZM238 191H239V190H238ZM250 191H251V190H250ZM42 192H43V191H42ZM46 192H47V191H46ZM59 192H60V191H59ZM64 192H65V191H64ZM83 192H84V191H83ZM94 192H95V191H94ZM101 192H102V191H101ZM104 192H105V191H104ZM106 192H107V191H106ZM108 192H110V191H108ZM125 192H126V191H125ZM138 192H139V191H138ZM141 192H142V190H141ZM150 192H151V191H150ZM156 192H157V191H156ZM229 192H230V191H229ZM245 192H246V191H245ZM253 192H254V191H253ZM54 193H56V192H54ZM126 193H128V192H126ZM134 193H136V192H134ZM139 193H140V192H139ZM173 193H174V192H173ZM184 193H185V192H184ZM188 193H189V192H188ZM188 193H186V194H188ZM243 193H244V192H243ZM50 194H51V193H50ZM56 194H57V193H56ZM84 194H85V193H84ZM108 194H109V193H108ZM121 194H122V193H121ZM149 194H150V193H149ZM162 194H163V193H162ZM178 194H179V193H178ZM181 194H182V193H181ZM222 194H223V193H222ZM227 194H228V193H227ZM227 194H226V196H228ZM235 194H236V193H235ZM240 194H241V193H240ZM251 194H252V193H251ZM37 195H38V192H37ZM43 195H44V194H43ZM67 195H68V194H67ZM80 195H81V194H80ZM89 195H90V194H89ZM91 195H92V194H91ZM125 195H126V194H125ZM128 195H129V194H128ZM132 195H133V194H132ZM132 195H130V196H132ZM157 195H158V194H157ZM163 195H164V194H163ZM174 195H175V193H174ZM176 195H177V194H176ZM210 195H211V194H210ZM224 195H225V194H224ZM246 195H247V194H246ZM6 196H7V195H6ZM8 196H9V195H8ZM11 196H12V195H11ZM11 196H10V197H11ZM17 196H18V195H17ZM17 196H16V197H17ZM49 196H50V195H49ZM143 196H144V195H143ZM186 196H188V195H186ZM220 196H221V194H220ZM243 196H244V195H243ZM247 196H248V195H247ZM251 196H252V195H251ZM3 197H4V196H3ZM12 197H13V196H12ZM14 197H15V196H14ZM51 197H52V196H51ZM53 197H54V195H53ZM55 197H57V196L55 195ZM61 197H62V196H61ZM66 197H67V196H66ZM111 197H112V196H111ZM132 197H133V196H132ZM138 197H139V196H138ZM148 197H149V196H148ZM154 197H155V196H154ZM158 197H159V196H158ZM177 197H178V196H177ZM189 197H190V196H189ZM189 197H187V198L189 199ZM214 197H215V195H214ZM217 197H218V196H217ZM217 197H216V199H218V201H219L220 198H217ZM221 197H222V196H221ZM232 197H233V196H232ZM239 197H240V196H239ZM252 197H255V196H252ZM5 198H6V197H5ZM5 198H4V199H5ZM93 198H94V197H93ZM104 198H105V197H104ZM107 198L109 199V197H107ZM114 198H115V197H114ZM114 198H113V199H114ZM149 198H150V197H149ZM166 198H168V197H166ZM166 198H165V199H166ZM196 198H197V197H196ZM234 198H235V197H234ZM35 199H36V198H35ZM66 199H67V198H66ZM84 199H85V198H84ZM102 199H103V198H102ZM116 199H117V198H116ZM128 199H129V198H128ZM147 199H148V198H146V200H147ZM155 199H156V198H155ZM214 199H215V198H214ZM237 199H238V198H237ZM237 199H236V200H237ZM244 199H245V198H244ZM247 199H248V198H247ZM250 199H251V198H250ZM250 199H248V200H250ZM255 199H256V198H255ZM67 200H68V199H67ZM77 200H78V199H77ZM93 200H94V199H93ZM95 200H96V199H95ZM142 200H143V199H142ZM159 200H160V199H159ZM166 200H167V199H166ZM175 200H176V198H175ZM189 200H191V199H189ZM233 200H234V199H233ZM245 200H246V199H245ZM262 200H263V198H262ZM0 201H1V200H0ZM81 201H82V200H81ZM101 201H102V200H101ZM111 201H112V200H111ZM119 201H121V200H119ZM124 201H125V200H124ZM127 201H130V200H127ZM127 201H126V202H127ZM137 201H138V200H137ZM140 201H141V200H140ZM148 201H149V200H148ZM161 201H162V200H161ZM225 201H226V200H225ZM254 201H255V200H254ZM51 202H52V201H51ZM65 202H66V201H65ZM75 202H76V201H75ZM82 202H83V201H82ZM131 202H132V201H131ZM138 202H139V201H138ZM138 202H136V203L139 204L140 202H139V203H138ZM152 202H153V201H152ZM165 202H166V201H165ZM175 202H176V201H175ZM178 202H179V200H178ZM220 202H221V201H220ZM244 202H245V201H244ZM250 202H251V200H250ZM7 203H8V202H7ZM55 203H56V202H55ZM69 203H70V202H69ZM110 203H111V202H110ZM112 203H114V201H113ZM124 203H125V202H124ZM132 203H134V202H132ZM150 203H151V202H150ZM163 203H164V202H163ZM166 203H167V202H166ZM172 203H174V201H173ZM231 203H232V202H231ZM231 203H230V204H231ZM239 203H240V202H239ZM47 204H48V203H47ZM49 204H51V203H49ZM72 204H73V203H72ZM75 204H76V203H75ZM84 204H85V203H84ZM104 204H105V203H104ZM120 204H121V203H120ZM134 204H135V203H134ZM143 204H144V202H143ZM170 204H171V203H170ZM240 204H241V203H240ZM253 204H254V203H253ZM6 205H7V204H5V205L3 206V208H4V207L6 208ZM24 205H25V204H24ZM30 205H31V204H30ZM34 205H35V203H34ZM73 205H74V204H73ZM102 205H103V204H102ZM109 205H110V204H109ZM111 205H112V204H111ZM111 205H110V206H111ZM129 205H130V204H129ZM155 205H156V204H155ZM172 205H173V204H172ZM176 205H177V204H176ZM219 205H220V203H219ZM225 205L227 206V204H225ZM11 206H12V204H11ZM26 206H27V205H26ZM43 206H44V205H43ZM45 206H46V205H45ZM114 206H115V205H114ZM116 206H118V205H116ZM121 206H122V205H121ZM126 206H128V205H126ZM126 206H125V207H126ZM136 206H137V205H136ZM142 206H143V205H142ZM144 206H145V205H144ZM163 206H164V205H163ZM177 206H178V205H177ZM177 206H176V207H177ZM181 206H182V205H181ZM244 206H245V205H244ZM252 206H253V205H252ZM32 207H33V206H32ZM34 207H35V206H34ZM38 207H41V205H39ZM48 207H49V206H48ZM48 207H47V208H48ZM106 207H107V206H106ZM106 207H105V208H106ZM108 207H109V206H108ZM108 207H107V208H108ZM125 207H124V208H125ZM139 207H140V206H139ZM146 207H147V205H146ZM168 207H169V205H168ZM173 207H174V206H173ZM173 207H172V209H173ZM176 207H175V208H176ZM183 207H184V206H183ZM231 207H232V206H231ZM234 207H235V206H234ZM8 208H9V207H8ZM30 208H31V206H30ZM52 208H53V207H52ZM55 208H56V207H55ZM55 208H54V209H55ZM60 208H61V207H60ZM85 208H86V207H85ZM105 208H104V209H105ZM109 208H110V207H109ZM111 208H112V207H111ZM115 208H116V207H115ZM127 208H128V207H127ZM131 208H132V207H131ZM147 208H148V207H147ZM159 208H160V207H159ZM162 208H163V207H161L160 209H162ZM164 208H165V207H164ZM188 208H190V207H188ZM229 208H230V207H229ZM236 208H238V207H236ZM244 208H245V207H244ZM252 208H253V207H252ZM11 209H12V208H11ZM33 209H34V208H33ZM35 209H36V208H35ZM40 209H41V208H40ZM44 209L46 210V208H44ZM63 209H64V208H63ZM66 209H67V208H66ZM86 209H87V208H86ZM145 209H146V208H145ZM155 209H156V208H155ZM170 209H171V207H170ZM177 209H178V207H177ZM192 209H193V208H192ZM192 209H190V210H192ZM220 209H221V208H220ZM225 209H226V208H225ZM227 209H228V208H227ZM238 209H239V208H238ZM37 210H38V208H37ZM47 210H48V209H47ZM57 210H58V209H57ZM71 210H72V209H71ZM79 210H80V209H79ZM110 210H111V209H110ZM112 210H114V209H112ZM142 210H143V209H142ZM150 210H151V209H150ZM153 210H154V209H153ZM187 210H188V209H187ZM195 210H196V209H195ZM204 210H205V209H204ZM218 210H219V209H218ZM59 211H60V210H59ZM65 211H66V210H65ZM119 211H121V207H120V210H119ZM126 211L128 212L127 209H126ZM137 211H138V209H137ZM148 211H149V210H148ZM167 211H168V210H167ZM170 211H171V210H170ZM172 211H173V210H172ZM175 211H176V210L174 209V212H175ZM177 211H178V210H177ZM229 211H230V210H229ZM231 211H232V210H231ZM244 211H245V210H244ZM250 211H251V210H250ZM40 212H41V211H39V213H40ZM42 212H43V211H42ZM42 212H41V213H42ZM54 212H55V211H54ZM79 212H80V211H79ZM82 212H83V211H82ZM115 212H116V211H115ZM121 212H122V211H121ZM124 212H125V211H124ZM156 212H157V211H156ZM164 212H165V211H164ZM178 212H179V211H178ZM178 212H176V213H178ZM203 212H204V211H203ZM241 212H242V211H241ZM241 212H239V213L241 214ZM248 212H249V211H248ZM253 212H254V211H253ZM15 213H16V212H14L13 210L7 209V211H6V215L4 216V217H5V220L8 221V223H9V222H14L15 219H16ZM20 213H21V212H20ZM112 213H113V212H112ZM112 213L110 214V216L112 215ZM119 213H120V212H119ZM133 213H134V212H133ZM148 213H149V212H148ZM152 213H154V211H153ZM221 213H222V212H221ZM235 213H237V212H235ZM250 213H251V212H250ZM3 214H4V213H3ZM17 214H18V213H17ZM47 214H48V213H47ZM53 214H54V213H53ZM124 214L127 215V213H124ZM128 214H129V212H128ZM131 214H132V213H131ZM137 214H138V213H137ZM140 214H141V213H140ZM162 214H163V213H162ZM167 214H168V213H167ZM178 214H179V213H178ZM181 214H182V213H181ZM185 214H186V212H185ZM188 214H189V213H188ZM190 214H191V212H190ZM195 214H196V213H195ZM207 214H209V213H207ZM233 214H234V213H233ZM243 214H244V212H243ZM29 215H31V214H29ZM32 215H33V214H32ZM72 215H73V214H72ZM81 215H82V214H81ZM92 215H93V214H92ZM106 215H107V213H106ZM142 215H143V214H142ZM149 215H150V214H149ZM165 215H166V214H165ZM172 215H173V213H172ZM175 215H176V214H175ZM186 215H187V214H186ZM192 215H193V214H192ZM202 215H203V214H202ZM204 215H205V214H204ZM245 215H246V214H245ZM40 216H41V215H40ZM46 216H47V215H46ZM68 216H69V215H68ZM76 216H77V215H76ZM78 216H79V214H78ZM119 216H120V214H119ZM135 216H136V215H135ZM138 216H139V215H138ZM157 216H158V215H157ZM157 216H156V217H157ZM159 216H160V215H159ZM166 216H168V215H166ZM173 216H174V215H173ZM173 216L171 217L172 219H173ZM189 216H190V215H189ZM195 216H196V215H195ZM228 216H229V215H228ZM240 216H241V215H240ZM243 216H244V215H243ZM246 216H247V215H246ZM246 216H245V217H246ZM250 216H251V215H250ZM2 217H3V215H2ZM44 217H45V216H44ZM48 217H49V216H48ZM51 217H53V215H51ZM79 217H80V216H79ZM113 217H114V216H113ZM120 217H121V216H120ZM124 217H125V216H124ZM128 217H129V216H128ZM136 217H137V216H136ZM146 217H148V216H146ZM178 217H179V216H178ZM192 217H193V216H192ZM207 217H208V216H207ZM209 217H210V216H209ZM209 217H208V218H209ZM213 217H214V216H213ZM231 217H232V216H231ZM231 217H230V218H231ZM248 217H249V215H248ZM46 218H47V217H46ZM143 218H144V217H143ZM154 218H155V217H154ZM162 218H163V217H162ZM171 218H170V219H171ZM193 218H194V217H193ZM195 218H196V217H195ZM214 218H216V217H214ZM220 218H221V217H220ZM232 218H233V217H232ZM30 219H31V218H30ZM58 219H59V218H58ZM73 219H74V218H73ZM76 219H78V221H79V218H76ZM128 219H129V218H128ZM140 219H141V218H140ZM140 219H139V220H140ZM163 219H164V218H163ZM165 219H166V218H165ZM165 219H164V220H165ZM176 219H177V218H176ZM189 219H190V218H188L187 220H189ZM199 219H200V218H199ZM209 219H210V218H209ZM216 219H218V218H216ZM235 219H236V218H235ZM239 219H240V218H239ZM247 219H248V218H247ZM249 219H250V218H249ZM23 220H25V219H23ZM47 220H48V219H47ZM74 220H75V219H74ZM131 220H132V219H131ZM143 220H144V219H143ZM149 220H150V219H149ZM185 220H186V219H185ZM193 220H195V219H192L191 221H193ZM232 220H233V219H232ZM242 220H243V219H242ZM245 220H246V218H245ZM28 221H29V220H28ZM28 221H27V222H28ZM52 221H53V220H52ZM69 221H70V220H68V222H69ZM71 221H72V220H71ZM129 221H130V219H129ZM136 221H138V220H136ZM146 221H147V220H146ZM169 221H170V220H169ZM169 221H168V223H169ZM178 221H179V220H178ZM178 221H177V222H178ZM180 221H181V220H180ZM191 221H190V222H191ZM196 221H197V220H196ZM202 221H203V218H202ZM204 221H206V220H204ZM218 221H219V220H218ZM237 221H238V220H237ZM250 221H251V220H250ZM0 222H1V220H0ZM2 222H3V221H2ZM34 222H35V221H34ZM57 222H58V221H57ZM66 222H67V221H66ZM131 222H132V221H131ZM155 222H156V221H155ZM162 222H164V221H162ZM165 222H166V221H165ZM165 222H164L163 224H165ZM173 222H175V221L173 220ZM177 222H176V223H177ZM181 222L183 223L184 221H181ZM181 222H180V223H181ZM188 222H189V221H188ZM188 222H185V223H188ZM198 222H199V221H198ZM234 222H236V221H234ZM252 222H253V221H252ZM252 222H250V223L252 224ZM25 223H26V222H25ZM40 223H41V222H40ZM60 223H61V221H60ZM69 223H70V222H69ZM92 223H93V222H92ZM97 223H98V222H97ZM151 223H152V222H151ZM159 223H160V222H159ZM191 223H192V222H191ZM193 223H194V221H193ZM208 223H209V222H208ZM237 223H239V222H237ZM10 224H11V223H10ZM27 224H28V223H27ZM35 224H36V223H35ZM56 224H58V223H56ZM66 224H67V223H66ZM102 224H103V223H102ZM132 224H133V223H132ZM132 224L130 223V225H132ZM136 224H138V223L136 222ZM147 224H149V223H147ZM166 224H167V222H166ZM171 224H172V222H171ZM171 224H170V225H171ZM174 224H175V223H173V225H174ZM209 224H210V223H209ZM217 224H218V223H216V230H217V227H218ZM239 224H240V223H239ZM248 224H249V223H248ZM7 225H8V224H7ZM18 225H19V224H18ZM23 225H24V224H23ZM29 225H31V224L29 223ZM32 225H33V224H32ZM36 225H37V224H36ZM36 225H35V226H36ZM42 225H43V224H42ZM42 225H41V226H42ZM54 225H55V221H54ZM128 225H129V224H128ZM149 225H150V224H149ZM151 225H152V224H151ZM192 225H193V224H192ZM198 225H199V224H198ZM203 225H204V224H203ZM225 225H226V224H225ZM246 225H247V224H246ZM249 225H250V224H249ZM2 226H3V225H2ZM2 226H1V228H2ZM9 226H10V225H9ZM37 226H38V225H37ZM45 226H46V225H45ZM61 226H62V225H61ZM61 226H60V227H61ZM69 226H70V225H69ZM90 226H91V225H90ZM93 226H94V225H93ZM99 226H100V225H99ZM99 226H98V227H99ZM132 226H133V225H132ZM132 226H131V227H132ZM134 226H136V225H134ZM134 226H133V227H134ZM178 226H179V225H178ZM183 226H184V225H183ZM200 226H201V225H200ZM209 226H210V225H209ZM212 226H213V225H212ZM229 226H230V225H229ZM235 226H236V225H235ZM3 227H4V226H3ZM23 227H25V225H24ZM23 227H22V228H23ZM48 227H49V226H48ZM131 227H130V229H131ZM133 227H132V228H133ZM152 227H153V225L151 226V228H152ZM163 227H164V226H163ZM173 227H175V226H173ZM179 227H180V226H179ZM197 227H198V226H197ZM203 227H205V226H203ZM207 227H208V226H207ZM207 227H206V228H207ZM232 227H233V226H232ZM249 227H250V226H249ZM253 227H254V226H253ZM19 228H21V227H19ZM25 228H26V227H25ZM29 228H30V226H29ZM46 228H47V226H46ZM84 228H85V227H84ZM87 228H88V227H87ZM92 228L94 229V227H92ZM138 228H139V226H138ZM159 228H160V227H159ZM171 228H172V226H171ZM176 228H177V227H176ZM176 228H175V229H176ZM201 228H202V227H201ZM206 228H205V229H206ZM214 228H215V227H214ZM60 229H61V228H60ZM67 229H68V228H67ZM93 229H92V230H93ZM127 229H128V227H127ZM140 229H141V227H140ZM156 229H158V228H156ZM175 229H174V230H175ZM185 229H186V228H185ZM185 229H184V230H185ZM193 229H195V228L193 227ZM197 229H198V228H197ZM203 229H204V228H203ZM211 229H212V227H211ZM229 229H230V228H229ZM234 229H235V231L237 232L236 227H235ZM243 229H244V228H243ZM249 229H252V228H249ZM1 230H2V229H1ZM22 230H23V229H22ZM147 230H148V229H147ZM159 230H160V229H159ZM167 230H168V229H167ZM170 230H171V229H169V231H170ZM177 230H179V228H178ZM186 230H187V229H186ZM186 230H185V232H186ZM190 230H191V229H190ZM190 230H189V231H190ZM206 230H207V229H206ZM209 230H210V229H209ZM209 230H208V231H209ZM212 230H213V229H212ZM231 230H232V229H231ZM239 230H240V229H239ZM241 230H242V229H241ZM24 231H25V230H24ZM26 231H27V230H26ZM26 231H25V232H26ZM31 231H32V230H31ZM39 231H40V230H39ZM42 231H43V230H42ZM54 231H55V230H54ZM54 231H53V232H54ZM59 231H60V230H59ZM102 231H103V230H102ZM106 231H107V230H106ZM125 231H126V230H125ZM125 231L123 230V232H125ZM133 231H134V230H133ZM139 231H140V230H139ZM150 231H151V230H150ZM156 231H157V230H156ZM163 231H164V230H163ZM175 231H176V230H175ZM175 231H174V232H175ZM187 231H188V230H187ZM192 231H193V230H192ZM196 231H197V230H196ZM200 231H201V230H200ZM200 231H199V232H200ZM210 231H211V230H210ZM222 231H223V230H222ZM19 232H20V231H19ZM25 232H23V233H25ZM36 232H37V231H36ZM61 232H62V231H61ZM143 232H144V230H143ZM151 232H152V231H151ZM166 232H167V231H166ZM166 232H165V233H166ZM172 232H173V231H172ZM174 232H173V233H174ZM178 232H179V231H178ZM181 232H182L183 235H184L185 232H183V230H182ZM199 232H198V233H199ZM204 232H205V231H204ZM239 232H240V231H239ZM241 232H242V231H241ZM4 233H5V232H4ZM4 233H3V234H4ZM42 233H43V232H42ZM57 233H58V232H57ZM64 233H65V232H64ZM64 233H63V235H64ZM81 233H82V232H81ZM101 233H102V232H101ZM107 233H108V232H107ZM125 233H126V232H125ZM125 233H122V235L125 234ZM133 233H134V232H133ZM145 233H146V230H145ZM169 233H170V232H169ZM173 233H172V234H173ZM175 233H177V231H176ZM179 233H180V232H179ZM187 233H188V232H187ZM192 233H193V232H192ZM200 233H202V232H200ZM207 233H208V232H207ZM207 233H206V234H207ZM213 233H214V232H213ZM231 233H233V232H231ZM248 233H249V231H248ZM1 234H2V233H1ZM1 234H0V235H1ZM3 234H2V235H3ZM26 234H27V232H26ZM38 234H40V233H38ZM46 234H47V233H46ZM46 234H45V235H46ZM109 234H111V233H109ZM153 234H154V233H153ZM228 234H229V233H228ZM254 234H255V233H254ZM101 235H102V234H101ZM122 235H120V236H122ZM143 235H144V234H143ZM148 235H149V234H148ZM183 235H182V236H183ZM185 235H186V233H185ZM200 235H201V234H200ZM203 235H205V233H204ZM209 235H210V234H209ZM229 235H230V234H229ZM245 235H246V234H245ZM250 235H251V234H250ZM3 236H4V235H3ZM51 236H52V235H51ZM61 236H62V235H61ZM127 236H128V235H127ZM138 236H139V235H138ZM141 236H142V235H141ZM146 236H147V235H146ZM156 236H157V235H156ZM166 236H167V235H166ZM171 236H172V235H171ZM191 236H192V235H191ZM191 236H190V237H191ZM201 236H202V235H201ZM205 236H206V235H205ZM219 236H220V235H219ZM232 236H233V235H232ZM236 236H237V235H236ZM236 236H235V237H236ZM240 236H241V235H240ZM240 236H238V237H240ZM248 236H249V235H248ZM254 236H255V235H254ZM17 237H18V235H17ZM57 237H58V236H57ZM83 237H84V236H83ZM110 237H112V236H110ZM122 237H123V236H122ZM130 237H131V236H130ZM149 237H150V236H149ZM154 237H155V236H154ZM193 237H194V236H193ZM196 237H197V236H196ZM202 237H204V236H202ZM202 237H199L200 240H201ZM243 237H244V235H243ZM252 237H253V236H252ZM1 238H3V237H1ZM15 238H16V237H15ZM21 238H23V237H21ZM102 238H103V237H102ZM112 238H113V237H112ZM165 238H166V237H165ZM177 238H179L178 235H177ZM183 238H184V237H183ZM208 238H209V237H208ZM229 238H230V237H229ZM241 238H242V237H241ZM241 238H240V239H241ZM257 238H258V237H256L255 239H257ZM19 239H20V238H19ZM24 239H25V238H24ZM46 239H47V238H46ZM55 239H56V238H55ZM89 239H90V242H92L91 237H90ZM120 239H121V238H120ZM123 239H124V238H123ZM150 239H151V238H150ZM170 239H171V238H170ZM174 239H175V238H174ZM194 239H195V238H194ZM202 239H204V238H202ZM205 239H206V238H205ZM223 239H224V238H223ZM236 239H237V238H236ZM25 240H26V239H25ZM53 240H54V239H53ZM68 240H70V239H68ZM72 240H73V238H72ZM83 240H84V239H83ZM111 240H112V239H111ZM124 240H125V239H124ZM126 240H127V239H126ZM131 240H132V239H131ZM134 240H135V239H134ZM146 240H147V239H146ZM146 240H145V241H146ZM166 240H167V239H166ZM175 240H176V239H175ZM179 240H180V239H179ZM179 240H178V241H179ZM181 240H182V239H181ZM181 240H180V242H181ZM197 240H198V238H197ZM228 240H229V239H228ZM232 240H233V239H232ZM253 240H254V239H253ZM3 241H4V240H3ZM22 241H23V240H22ZM70 241H71V240H70ZM74 241H75V240H74ZM80 241H81V240H80ZM96 241H97V240H96ZM107 241H108V240H107ZM107 241H106V242H107ZM129 241H130V240L125 241V242H129ZM142 241H143V240H142ZM167 241H168V240H167ZM192 241H193V240H192ZM202 241H203V243H205L204 240H202ZM207 241H209V240H207ZM207 241H206V242H207ZM238 241H239V240H238ZM238 241H237V242H238ZM261 241H262V240H261ZM8 242H9V241H8ZM8 242H7V243H8ZM12 242H13V241H12ZM55 242H56V241H55ZM55 242H53V243H55ZM77 242H78V241H77ZM77 242H76V243H77ZM101 242H102V240H101ZM109 242H110V241H109ZM125 242H124V243H125ZM138 242H140V241L138 240ZM175 242H176V241H175ZM232 242H234V241H232ZM255 242H256V241H254V243H255ZM10 243H11V241H10ZM15 243H17V241H16ZM18 243H19V242H18ZM50 243H51V242H50ZM60 243H61V242H60ZM81 243H82V242H81ZM94 243H95V242H94ZM96 243H97V242H96ZM120 243H121V242H120ZM132 243H134V242H132ZM146 243H147V242H146ZM167 243H169V242H167ZM181 243H183V242H181ZM191 243H192V242H191ZM191 243H189V244H191ZM194 243H195V241H194ZM220 243H221V242H220ZM220 243H219V244H220ZM229 243H230V242H229ZM41 244H43V243H41ZM51 244H52V243H51ZM65 244H66V242H65ZM84 244H85V243H84ZM104 244H105V243H104ZM104 244H103V245H104ZM125 244H126V243H125ZM137 244H138V243H137ZM174 244H175V243H173V246H174ZM178 244H179V243H178ZM178 244L176 245V247L178 246ZM189 244H188V245H189ZM192 244H193V243H192ZM196 244H197V243H196ZM237 244H238V243H237ZM3 245H4V244H3ZM5 245H6V244H5ZM5 245H4V246H5ZM43 245H44V244H43ZM52 245H53V244H52ZM70 245H71V244H70ZM88 245H89V244H88ZM98 245H99V244H98ZM130 245H131V243H130ZM130 245H129V246H130ZM167 245H168V244H167ZM180 245H181V244H180ZM182 245H183V244H182ZM182 245H181L180 247H182ZM199 245H200V243H199ZM210 245H211V243H208V246H209V247H212V245H211V246H210ZM258 245H259V244H258ZM9 246H10V244H9ZM9 246H8V247H9ZM16 246H17V245H16ZM31 246H32V245H31ZM39 246H40V245H39ZM84 246H85V245H84ZM84 246H83V247H84ZM90 246H91V245H90ZM92 246H95V245L93 244ZM99 246H100V245H99ZM108 246H109V245H108ZM114 246H115V244H114ZM122 246H123V245H122ZM127 246H128V245H127ZM132 246H133V245H132ZM134 246H135V245H134ZM170 246H171V245H170ZM173 246H171V247H173ZM184 246H185V245H184ZM184 246H183V247H184ZM194 246H195V245H194ZM197 246H198V244H197ZM197 246H196L195 248H197ZM242 246H244V245L242 244ZM259 246H260V245H259ZM259 246H258V247H259ZM20 247H21V246H20ZM20 247H19V248H20ZM24 247H25V246H24ZM36 247H37V246H35V248H36ZM57 247H58V246H57ZM57 247H56V248H57ZM65 247H66V246H65ZM80 247H81V246H80ZM102 247H103V246H102ZM112 247H113V246H112ZM135 247H136V246H135ZM185 247H186V246H185ZM189 247H190V246H189ZM200 247H201V245H200ZM203 247H204V246H203ZM260 247H261V246H260ZM17 248H18V247H17ZM17 248H16V249H17ZM38 248H39V247H38ZM41 248H42V247H41ZM60 248H61V247H60ZM103 248H104V247H103ZM110 248H111V247H110ZM139 248H140V246H139ZM146 248H148V247H146ZM167 248H168V247H167ZM169 248H170V247H169ZM177 248H178V247H177ZM195 248H194V249H195ZM225 248H226V247H225ZM237 248H238V246H237ZM11 249H12V248H11ZM24 249H25V248H24ZM26 249H27V247H26ZM26 249H25V250H26ZM42 249H43V248H42ZM52 249H53V248H52ZM52 249H50V251H51ZM99 249H101V248H99ZM107 249H108V248H107ZM134 249H136V248H134ZM134 249L132 248V250H134ZM164 249H165V248H164ZM175 249H176V248H175ZM182 249H183V248H182ZM197 249L199 250V248H197ZM202 249H203V248H202ZM205 249H206V248H205ZM213 249H214V248H213ZM222 249H224V248H222ZM38 250H39V249H38ZM65 250H66V249H65ZM117 250H118V249H116V251H117ZM171 250H172V249H171ZM203 250H204V249H203ZM258 250H259V249H258ZM26 251H27V250H26ZM28 251H29V250H28ZM36 251H37V249H36ZM68 251H69V250H68ZM102 251H103V250H102ZM118 251H119V250H118ZM135 251H136V250H135ZM141 251H142V250H141ZM157 251H158V250H157ZM165 251H167V250L165 249ZM174 251H175V250H174ZM178 251H179V250H178ZM183 251H184V250H183ZM185 251H186V250H185ZM188 251H192V248H191V250H188ZM201 251H202V250H201ZM201 251H197V252H199V253L201 254ZM224 251H225V250H224ZM19 252H20V251H19ZM22 252H23V251H22ZM46 252H49V251H47V249H46ZM66 252H67V251H66ZM78 252H79V251H78ZM103 252H104V251H103ZM120 252H121V251H120ZM120 252H119V253H120ZM186 252H187V251H186ZM194 252H196V251H194ZM204 252H205V251H203L202 253H204ZM207 252H208V250H207ZM209 252H211V251H209ZM215 252H216V251H215ZM225 252H227V251H225ZM230 252H231V251H230ZM60 253H61V252H60ZM97 253H98V251H97ZM135 253H136V252H134V254H135ZM141 253H143V252H141ZM146 253H147V252H146ZM172 253H173V252H172ZM177 253H178V252H177ZM187 253H188V252H187ZM205 253H206V252H205ZM17 254H18V253H17ZM17 254H15V255H17ZM30 254H31V253H30ZM36 254H37V253H36ZM36 254H35V255H36ZM49 254H51V253H49ZM71 254H72V253H71ZM157 254H158V253H157ZM161 254H162V253H161ZM161 254H160L159 256H161ZM165 254H166V253H165ZM170 254H171V253H170ZM183 254H184V253H183ZM188 254H189V253H188ZM192 254H193V253H191V255H192ZM197 254H198V253H197ZM20 255H21V254H20ZM23 255H24V254H23ZM35 255H34V256H35ZM67 255H68V254H67ZM75 255H76V254H75ZM106 255H108V254H106ZM120 255H121V254H120ZM132 255H133V254H132ZM132 255L130 254V256H132ZM142 255H143V254H142ZM166 255H167V254H166ZM166 255H164V256H166ZM168 255H169V254H168ZM184 255H185V254H184ZM201 255H202V254H201ZM18 256H19V255H18ZM25 256H26V255H25ZM34 256H33V257H34ZM48 256H49V255H48ZM50 256H51V255H50ZM76 256H77V255H76ZM95 256H96V255H94V257H95ZM116 256H117V255H116ZM135 256H136V255H135ZM143 256H144V255H143ZM147 256H148V255H147ZM147 256H145V257H147ZM172 256H173V254L171 255V259L174 258V257H172ZM174 256H175V254H174ZM192 256H193V255H192ZM192 256H190V258H191ZM197 256H198V255H197ZM202 256H203V255H202ZM19 257H20V256H19ZM21 257H22V256H21ZM23 257H24V256H23ZM45 257H46V256H45ZM61 257H62V256H61ZM67 257H68V256H67ZM108 257H109V256H108ZM118 257H119V256H118ZM136 257H137V256H136ZM136 257H135V258H136ZM153 257H154V256H153ZM161 257H163V255H162ZM161 257H160V258H161ZM176 257H177V256H176ZM179 257H181V256H179ZM185 257L187 258L186 255H185ZM210 257H211V256H210ZM210 257H208V259H209ZM224 257H225V256H224ZM38 258H39V257H38ZM41 258H42V257H41ZM47 258H48V257H47ZM52 258H53V257H52ZM95 258H96V257H95ZM95 258H94V259H95ZM105 258H106V256H105ZM155 258H157V257H155ZM160 258H158V259H160ZM166 258H167V257H166ZM190 258H188V259H190ZM195 258H196V257H195ZM201 258H202V257H201ZM206 258H207V257H206ZM213 258H214V257H213ZM216 258H217V257H216ZM248 258H249V257H248ZM13 259H14V258H13V256H12V253H11L6 247H2V246H0V264H13ZM21 259H22V258H21ZM31 259H32V258H31ZM35 259H36V258H35ZM44 259H45V258H44ZM75 259H76V258H75ZM75 259H74V260H75ZM90 259H92V258H90ZM98 259H100V258H98ZM101 259H102V258H101ZM128 259H129V258H128ZM128 259H127V260H128ZM132 259H133V258H132ZM149 259H150V258H149ZM149 259H148V260H149ZM152 259H154V258H152ZM169 259H170V258H169ZM175 259H176V258H175ZM179 259H180V258H179ZM179 259H178V260H179ZM188 259H186V260H188ZM191 259H194V258H191ZM28 260H29V259H28ZM33 260H34V259H33ZM60 260H62V259H60ZM64 260H65V259H64ZM66 260H67V259H66ZM76 260H78V259H76ZM106 260H107V259H106ZM113 260H114V259H113ZM118 260H121V259H118ZM124 260H125V259H124ZM140 260H141V259H140ZM148 260H147V261H148ZM165 260H166V259H165ZM165 260H164V262H165ZM172 260H173V259H172ZM178 260H177V261H178ZM182 260H184L183 262H185V258H184V259L182 258ZM211 260H212V259H209V261H211ZM22 261H24V259L21 260V262H22ZM93 261H95V260H93ZM107 261H108V260H107ZM125 261H126V260H125ZM136 261H138V260H136ZM141 261H142V260H141ZM143 261H144V260H143ZM154 261H158V260H153V262H154ZM188 261H189V260H188ZM191 261H192V260H191ZM198 261H199V259H198ZM200 261H201V259H200ZM204 261H205V260H204ZM204 261L202 260V262H204ZM209 261H208V262H209ZM213 261H214V260H213ZM17 262H18V261H17ZM73 262H74V261H73ZM99 262H100V261H99ZM102 262H103V260H102ZM110 262H112V261H110ZM110 262H109V263H110ZM118 262H119V261H118ZM159 262H160V260H159ZM159 262H157V263H159ZM172 262H173V261H172ZM180 262H182V261H180ZM189 262H190V261H189ZM189 262H187V264H188ZM196 262H197V260H196ZM76 263H77V262H76ZM119 263L121 264V261H120ZM122 263H123V262H122ZM129 263H130V262H129ZM139 263H140V261H139ZM146 263H147V262H146ZM154 263H155V262H154ZM157 263H156V264H157ZM167 263H168V264H171V263H169V261H168ZM204 263H205V262H204ZM206 263H207V260H206ZM209 263H210V262H209ZM258 263H259V262H258ZM14 264H15V263H14ZM18 264H19V263H18ZM28 264H29V263H28ZM62 264H63V263H62ZM71 264H72V263H71ZM137 264H138V263H137ZM162 264H163V263H162ZM176 264H178V262H177ZM179 264H180V263H179ZM189 264H190V263H189ZM197 264H198V263H197ZM199 264H200V263H199Z\"/></svg>","mask_w":264,"mask_h":264}]
</instances>
